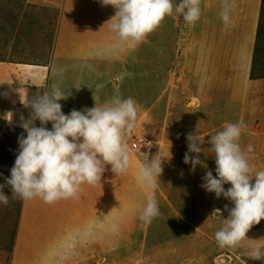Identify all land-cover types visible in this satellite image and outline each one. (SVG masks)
Wrapping results in <instances>:
<instances>
[{
  "label": "rangeland",
  "instance_id": "obj_1",
  "mask_svg": "<svg viewBox=\"0 0 264 264\" xmlns=\"http://www.w3.org/2000/svg\"><path fill=\"white\" fill-rule=\"evenodd\" d=\"M207 1L201 0V16L194 24L184 22L179 13L174 12L173 16L168 17L170 37L175 39L178 46L176 51L173 50L176 56L169 63L168 72L173 75L171 83L176 81L179 87L173 83L172 98L162 110L163 120L153 122L150 131H140L142 126H136V131L126 141L133 144L147 138L152 144L148 150L153 151L152 158H164L163 174L158 180L157 189L166 191L167 201H157L161 213L158 219L170 231L160 237V225L156 226L155 220L145 223L136 216H140L141 212H136L135 216L129 217L130 222L124 224V228L129 229L118 234L103 233L105 248L89 251L87 254L91 258L84 262L80 260L78 264H264V258L251 257L257 254L259 248L264 252V219L253 224L246 232V238L238 245L219 247L215 233L229 217L234 203L223 195L217 198L215 193L201 187L208 170L216 176L215 156L209 141L212 135L223 129L226 122L242 121L246 125L240 138L241 147L247 152L248 145L253 146L254 151L248 154L249 163L255 166L256 171H264V41L259 39L260 33H264L263 0L231 2L230 18L236 17L237 25L241 26L246 17V31L258 34V43L254 40L248 48L238 47V40H233L229 35L234 27L230 24L226 27L223 20L218 21L214 33L203 29L204 22L208 24V17L215 19L214 3L210 0L207 5ZM212 49H216L212 55H203L204 50ZM1 116L0 173L3 175H0V184H4L5 177L11 175L10 169L18 154V139L22 134L26 136V132L15 124L14 116L6 113ZM35 123L40 126V122ZM46 127L52 128L49 123ZM189 133L205 141L200 159L207 167L197 165L194 172L190 164L184 163ZM131 150L130 156L144 152L132 146ZM136 162L141 163L140 160ZM104 177L105 174L102 181ZM122 185L123 182L120 188ZM230 186V183L224 185L225 189ZM132 188L133 198L139 190L137 181ZM4 192L9 202L6 206L0 204V264H15L24 226L27 227L25 241L30 244V233L46 235L49 224L54 223L53 242L42 247L47 252L64 246L66 240L79 245L82 238L75 241L76 234L66 239L64 225L53 215V203H45L39 197L21 199L12 194L10 186L5 187ZM160 194L155 195L159 197ZM116 199L117 208L121 211L125 206L118 204V193ZM144 203L142 199L136 201L139 208L145 207ZM117 208L113 212L121 214L123 219V213H118ZM65 219L68 217L61 218V221ZM56 227L60 228L58 233ZM159 239L164 240L166 245L157 242ZM111 241L114 243L108 245ZM29 252L30 255L26 250L24 257H30L31 264L33 260L35 264L43 263L40 256L34 257ZM55 253L54 250L53 256ZM54 264H71L70 258H60Z\"/></svg>",
  "mask_w": 264,
  "mask_h": 264
},
{
  "label": "crops",
  "instance_id": "obj_2",
  "mask_svg": "<svg viewBox=\"0 0 264 264\" xmlns=\"http://www.w3.org/2000/svg\"><path fill=\"white\" fill-rule=\"evenodd\" d=\"M211 1L215 19L208 17V22L217 30L218 21L222 20L220 3L223 0ZM262 7L264 14V0ZM115 11L110 5L102 6L100 0H0V101L9 103L5 112L0 113V122L5 113L14 116L15 121L29 118L32 109L25 107L21 99L27 101L45 91L51 93L54 84L63 90L70 89L69 98L59 101L66 115L73 109L83 111L94 107L95 103L104 105L118 95L132 97L137 102V122H142L140 131H150L153 122H161L162 110L172 98L173 83L179 87L176 81L171 83L173 75L168 72L169 46L175 51L178 48L175 39L170 37L168 17L142 43L129 46L117 43L118 37L110 29ZM230 19L234 29L229 35L238 40V47L248 48L254 40L258 43L257 32L249 34L245 29L246 17L241 26L237 25L236 17ZM205 26L208 24L204 22V30ZM259 39L264 41L263 32ZM175 56L172 52L171 60ZM135 131L136 126L129 136ZM127 144L130 162L126 172L115 175L111 165H107L103 181L95 185L84 183L77 197L53 203V215L70 218V228L82 235L78 245L84 254L82 262L91 258L89 251L105 248L103 233L118 234L129 229L124 228L125 222H130L129 215L142 213L144 208L138 207L137 200L142 199L146 205L150 190L140 183L138 170L152 159L153 151L130 156L132 144ZM132 163L136 166L130 169ZM114 180L115 198L111 192ZM126 180H131L133 185L137 181L141 194L132 198L129 209L122 206L119 211L116 195ZM157 188L155 194H166ZM115 208L123 213V219L121 214L113 212Z\"/></svg>",
  "mask_w": 264,
  "mask_h": 264
},
{
  "label": "clouds",
  "instance_id": "obj_3",
  "mask_svg": "<svg viewBox=\"0 0 264 264\" xmlns=\"http://www.w3.org/2000/svg\"><path fill=\"white\" fill-rule=\"evenodd\" d=\"M100 2L102 6L110 5L116 10L110 29L118 37L117 43L129 46L142 43L174 12L188 24H194L201 16V0H178L175 4L173 0ZM231 8L230 0H223L220 16L226 27L231 22ZM69 90L54 84L51 93L45 91L27 101L21 99L32 111L29 118L21 117L20 126L26 136L19 137V150L10 169L11 175L0 184V204L6 206L9 202L4 192L7 186L21 199L39 197L51 204L77 197L84 183L95 185L100 182L107 165H111L115 175L128 170L130 157L126 141L138 120L137 102L132 97L117 95L104 105L95 103L94 107L83 111L73 109L66 115L59 101L69 98ZM37 120L40 126H36ZM49 122L51 130L46 127ZM245 127L242 121L226 122L209 141L214 151L216 176L208 170L201 187L215 193L217 198L223 195L234 203L229 217L215 233V240L222 248L238 245L252 225L264 219V171H256L249 163L248 154L254 151L253 146L248 145L247 152L241 147L240 138ZM187 142L184 163L190 164L193 172L197 165L206 168V163L200 159V153L204 152V138L189 133ZM163 159H148L138 170L140 183L150 190L140 215L145 223H151L161 214L155 189L163 173ZM227 183L231 186L225 189ZM260 249L251 257L264 258Z\"/></svg>",
  "mask_w": 264,
  "mask_h": 264
},
{
  "label": "bare ground",
  "instance_id": "obj_4",
  "mask_svg": "<svg viewBox=\"0 0 264 264\" xmlns=\"http://www.w3.org/2000/svg\"><path fill=\"white\" fill-rule=\"evenodd\" d=\"M233 0H230V3ZM173 2H175V0H173ZM210 4V1L207 2V5ZM220 5L223 7V2L220 3ZM210 29H209V28ZM208 27L205 26V31H211L214 32L216 31V27H210L209 22H208ZM216 49H212V50H204L203 51V55L206 54H213L215 52ZM173 52V46L170 44L169 46V53H168V64L171 63V54ZM6 105H9V103L7 101L1 100L0 101V113L1 111L5 112ZM167 114V113H166ZM157 122V121H156ZM22 120H16L15 124H18L19 126L21 125ZM140 122L136 123V126L139 125ZM21 127V126H20ZM50 130V129H49ZM137 151H144V152H150L148 150L145 149H138ZM143 155V153H140ZM146 157V156H145ZM143 157V158H145ZM136 166L135 163H132V165L130 166V169H133ZM128 179H131L130 177ZM116 186V180L113 181L112 185H111V192H112V196L115 198V188ZM133 184L131 182V180H126L123 181V185L122 188L119 190L118 192V204L119 205H124L125 209H129L131 207L132 204V196L134 194V189L132 188ZM141 194V191L138 190L137 194L135 195L136 197H139ZM157 201H165L166 200V196L164 194H160L159 197L156 196ZM132 215H129V217H132ZM137 217L140 218V216L136 215ZM159 216L157 218H155V223L156 226L160 225V229L161 231H159V236L162 237L161 234L169 232L170 230L168 229V226L165 224H160L159 222ZM105 219V218H104ZM106 220V219H105ZM58 221H60V224H63V230H64V234L66 235V239L72 237L74 234H76V240L82 238L81 234L74 232L71 228H70V222L71 219H65L63 221H61L60 218H58ZM109 221V220H108ZM110 222V221H109ZM49 224L48 229H47V234L46 235H36L35 232H32L29 234L30 239H31V243H27V241H25V232L27 231V227L24 226L23 227V233L22 236L20 238V241L18 242V249L19 251H17L16 254V259H15V264H31V258L28 256L24 257V252L27 250V253L30 255L29 250L34 254V257L40 256L42 258V262L40 264H54L58 263L60 258L66 260L68 258H70V263L71 264H78L80 260L83 259V255H82V248L78 249V245L76 242H72L70 240H66V243L64 244V246L62 247H57L56 249H52L50 250V252H47V250L45 251V249H43L42 247L44 245H51L52 244V237H53V225ZM41 228H37V230H40ZM168 229V230H167ZM60 230V228L56 227L55 231L58 233ZM177 240H175V243ZM157 242H161L162 244L164 243V240H157ZM169 242V241H168ZM166 245V244H165ZM168 245V243H167ZM174 246V245H173ZM51 247V246H50ZM54 250H55V256L54 255ZM45 251V252H44ZM20 252H22L23 254H20ZM82 255V256H81ZM35 261L33 260V264ZM81 263V262H80Z\"/></svg>",
  "mask_w": 264,
  "mask_h": 264
},
{
  "label": "built area",
  "instance_id": "obj_5",
  "mask_svg": "<svg viewBox=\"0 0 264 264\" xmlns=\"http://www.w3.org/2000/svg\"><path fill=\"white\" fill-rule=\"evenodd\" d=\"M149 144L151 145L150 147H149ZM132 147L135 149L143 148L145 150H150L152 148V144L147 138H142L138 140L137 142H134L132 144Z\"/></svg>",
  "mask_w": 264,
  "mask_h": 264
}]
</instances>
